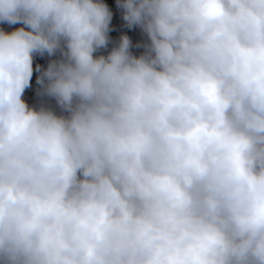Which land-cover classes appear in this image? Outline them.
Masks as SVG:
<instances>
[{
  "label": "clouds",
  "instance_id": "9594fccd",
  "mask_svg": "<svg viewBox=\"0 0 264 264\" xmlns=\"http://www.w3.org/2000/svg\"><path fill=\"white\" fill-rule=\"evenodd\" d=\"M108 5L0 0V264H264V0Z\"/></svg>",
  "mask_w": 264,
  "mask_h": 264
},
{
  "label": "trees",
  "instance_id": "16d2710c",
  "mask_svg": "<svg viewBox=\"0 0 264 264\" xmlns=\"http://www.w3.org/2000/svg\"><path fill=\"white\" fill-rule=\"evenodd\" d=\"M103 2L109 7L110 5H108V3L115 2V0H103ZM112 22H114V19H112L110 22V27L112 28V31L109 32V34H108L109 36H111L113 34H116L119 36V34L124 33V34L128 35L129 37H131L130 35L133 32H135L137 35L139 34V31L136 29H133V30H131V32H128L126 29L121 27L122 23H120L117 26H113V25H111ZM16 26H18V25H13L12 27H16ZM0 27H4V26L0 25ZM135 40H137V42H141L143 40V37L138 38V36H137L135 38ZM134 43H136V42H134ZM46 59H47L46 57L45 58H40V57L34 58L33 68H35V65L37 63H39L41 65V67H43L46 64ZM33 75L36 76L37 73L35 71H33Z\"/></svg>",
  "mask_w": 264,
  "mask_h": 264
},
{
  "label": "bare ground",
  "instance_id": "6f19581e",
  "mask_svg": "<svg viewBox=\"0 0 264 264\" xmlns=\"http://www.w3.org/2000/svg\"><path fill=\"white\" fill-rule=\"evenodd\" d=\"M114 35H116V34H113V36ZM131 37V40L133 41V42H137V40H135V38L138 36V38H140V37H142V35L139 33L138 35L135 33V32H133V33H131V35H130ZM136 54V53H135Z\"/></svg>",
  "mask_w": 264,
  "mask_h": 264
}]
</instances>
